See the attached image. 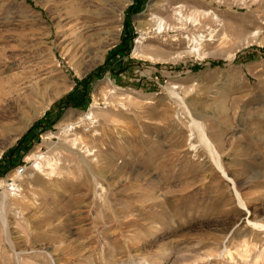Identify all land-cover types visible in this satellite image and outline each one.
I'll return each mask as SVG.
<instances>
[{
	"label": "rangeland",
	"instance_id": "374dc122",
	"mask_svg": "<svg viewBox=\"0 0 264 264\" xmlns=\"http://www.w3.org/2000/svg\"><path fill=\"white\" fill-rule=\"evenodd\" d=\"M263 40L264 0H0V264H264Z\"/></svg>",
	"mask_w": 264,
	"mask_h": 264
},
{
	"label": "bare ground",
	"instance_id": "6f19581e",
	"mask_svg": "<svg viewBox=\"0 0 264 264\" xmlns=\"http://www.w3.org/2000/svg\"><path fill=\"white\" fill-rule=\"evenodd\" d=\"M108 1V0H107ZM103 2V1H102ZM109 2H110V0H109ZM126 3H127V1H125ZM125 2H122V1H120L119 2V4H121V5H125ZM104 3H106V2H104ZM118 4V3H117ZM119 7V6H118ZM177 8H181V6H177L176 7V9ZM101 9V8H100ZM108 10V9H107ZM113 10V9H112ZM102 12V14L104 13V10L102 9V11H100L99 13H101ZM112 12V11H111ZM110 12V13H111ZM176 14H177V16L179 17V19L181 18V11L180 10H178L177 12H176ZM101 15V14H100ZM208 15H209V13H208ZM176 16V15H175ZM214 20H216L217 21V19H216V17H215V19ZM157 22H155L157 25H158V29L157 30H159V29H161V28H163V31L166 29V27H165V24H164V22L162 21V20H160V19H157L156 20ZM179 21V20H178ZM181 22V19H180V21H179V23ZM167 26V25H166ZM169 26V25H168ZM170 27V26H169ZM169 27H167V28H169ZM172 28V27H171ZM170 29V28H169ZM174 29V28H173ZM212 34V33H211ZM210 34V35H211ZM209 35V36H210ZM109 36V35H108ZM211 37V36H210ZM203 37L201 36V37H198V39L197 38H195V40H194V46H192L191 47V49L188 51V53H193V54H197L198 56L199 55H201L200 54V51H201V45H202V43L204 42L203 41V39H202ZM253 38V37H252ZM255 38V37H254ZM140 40V39H139ZM193 40V39H192ZM192 40H191V42H192ZM259 40V39H258ZM138 41V40H137ZM209 41V40H208ZM264 41V40H263ZM139 42V41H138ZM190 42V43H191ZM260 42V41H259ZM262 42V41H261ZM192 45V44H191ZM190 48V47H189ZM175 88H177V87H173V89H175ZM172 88L171 89H169V91H168V95L170 96V97H173V98H175L176 100H177V102H178V105L179 106H181V108H183L185 111H186V114H187V116L189 117V119H190V121H191V124H190V128H191V133H192V135L191 136H196V138H197V140H198V142L200 143V145L205 149V151L207 152V154H208V156H209V158H210V160H211V162L213 163V165H214V167H215V169L219 172V173H221L222 174V176H224L225 178H227L229 181H230V184H231V186H232V189H233V192H234V194H235V196H236V201L238 202V204L240 205V206H242V207H244L245 208V203H244V201L242 200V198H241V196H240V193H239V191H238V189H237V184L234 182V180H232L229 176H228V174L226 173V170L224 169V167H223V165H222V159H221V154H220V152L217 150V148H216V146L211 142V140L209 139V137L207 136V134H206V131H205V128H204V125L202 124V122L200 121V120H198V119H196V118H194L192 115H191V113H190V111H189V109L187 108V106L185 105V101L180 97V95L175 91V90H173ZM178 106V107H179ZM89 116V117H88ZM87 117L89 118V119H92V114H89V115H87ZM74 126V125H73ZM72 125H68L67 127H70L71 128V131H72V127H73ZM192 147H194V146H192ZM72 148L73 149H79V148H81V150L82 149H84L85 148V150H86V152L87 153H89V151H87V149H86V147L82 144V143H80L76 138H73L72 139ZM80 150V149H79ZM35 158H36V167L38 168V169H41L43 166H47L48 168H50V170L51 171H53L54 170V165L55 164H52L49 160H45L44 162V165H41V163H40V161H39V159H41L40 158V156H35ZM247 223H250V224H252V225H254V226H256V227H258V228H261V229H264V225H262V224H257V223H252L251 221H249V220H247ZM3 225L5 226L6 225V223H5V221H4V219H3Z\"/></svg>",
	"mask_w": 264,
	"mask_h": 264
},
{
	"label": "built area",
	"instance_id": "2783aa9c",
	"mask_svg": "<svg viewBox=\"0 0 264 264\" xmlns=\"http://www.w3.org/2000/svg\"><path fill=\"white\" fill-rule=\"evenodd\" d=\"M90 122V121H89ZM89 122L87 123L88 125L85 127V129H84V131L85 132H87V131H89V129H90V125L91 124H89ZM85 125H86V123H85ZM84 124L83 125H81V126H85ZM80 127V126H79ZM77 129V128H76ZM73 130H74V128H73ZM24 173V165H20V166H18L17 167V169H16V175H22Z\"/></svg>",
	"mask_w": 264,
	"mask_h": 264
}]
</instances>
